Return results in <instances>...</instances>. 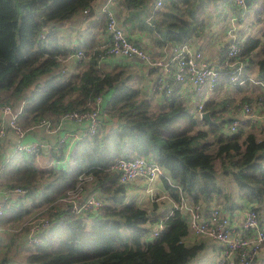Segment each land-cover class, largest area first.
I'll return each mask as SVG.
<instances>
[{
	"label": "trees",
	"instance_id": "16d2710c",
	"mask_svg": "<svg viewBox=\"0 0 264 264\" xmlns=\"http://www.w3.org/2000/svg\"><path fill=\"white\" fill-rule=\"evenodd\" d=\"M94 1L0 0V105L21 104L18 122L24 130L33 131L44 119L59 125L65 114L90 110L97 98L103 99L100 128L76 141L70 162L58 169L39 168L38 155L18 152L3 166L0 189L22 187L28 192L6 211L0 225L27 220L37 207L51 222L50 228L39 235L38 244L29 245L19 233L11 235L22 237L32 246L24 264H188L199 255L204 243L184 242L191 232L185 215L177 209L170 216L161 215L164 229L145 240L155 222L135 197L126 194L129 184L121 183L112 169L119 158L144 157L156 162L171 178L172 185L162 178L170 198L179 202L180 189L187 202L204 213L219 208L216 198L222 195V189L218 171L231 174L239 199L249 202L264 225L260 216L264 213V137L244 131V124L250 120L241 121L235 132L227 129L239 109L252 103L227 93L221 100L215 98L227 84L239 91L248 82L252 67L264 81V37L247 35L234 58L226 56L228 40L221 47L217 77L209 92L212 95L200 102L199 111H209L211 120L218 121L216 125L199 119L200 103L195 113L188 110L178 89L170 95L159 91L166 105L153 111L150 100L141 97L140 89L133 85L134 75L129 74L128 67L111 66L108 44H98L97 36L106 31L105 16L97 28L80 35L74 49L63 44L56 26L80 14L91 16ZM219 1V16L222 10L226 14L223 22L231 14H240L233 0ZM255 1L248 0L247 10ZM155 3L116 0L115 5L119 26L124 33H144L148 46L134 43L148 53L212 38L206 21L210 17L209 0H162L157 8ZM225 27L226 31L228 23ZM78 51L84 58L76 61V71L63 67V60ZM238 66L242 67L239 81L243 84L230 82ZM263 93L256 100H263ZM56 140L54 137L53 143ZM64 150H49L51 160L64 161ZM82 174L90 179L84 188L94 189L102 202L99 210L85 215L58 202L76 186ZM29 198L31 206L25 202ZM0 264L15 263L0 257Z\"/></svg>",
	"mask_w": 264,
	"mask_h": 264
},
{
	"label": "built area",
	"instance_id": "2783aa9c",
	"mask_svg": "<svg viewBox=\"0 0 264 264\" xmlns=\"http://www.w3.org/2000/svg\"><path fill=\"white\" fill-rule=\"evenodd\" d=\"M114 0H106L105 4L99 10L101 16H105L106 33L109 37L107 54L111 57H127L135 58L143 62L146 66L154 69H160V74L153 82L152 89L159 92L165 91L166 95L173 94L177 87H185L197 94V97L208 94L214 87V82L217 77L216 67L206 59L204 52L194 47L188 42L171 47L160 58H154L150 53L140 48L134 41L124 33L119 26L114 13L108 8L109 3ZM248 0H233L234 6L241 9L238 16H230L229 23L225 31V37L228 39L229 47L226 52L228 58H234L239 53L240 41L247 36V33H240L238 25H246V19L249 13L247 10ZM162 0H156L155 8L161 6ZM85 14L88 11H84ZM166 53V54H165ZM78 61L84 58V55L78 51L73 54ZM238 66L234 75L230 78V82L243 84L239 81L241 71ZM171 81V83H169ZM102 98H97L94 105L87 111H74L65 114L59 125L53 124L50 120L44 119L35 129H41L44 137L27 140V133L19 124L18 120L22 112V108H14L12 105H0V115L2 124L0 125V144L5 142L10 133H13L16 138V144L13 150L14 153L23 152L30 155H40L44 151L67 148L69 140L77 141L82 137L93 135L100 128L103 122L102 116ZM201 103L198 105V112L201 110ZM254 109L251 106L243 105L232 123L227 126L231 132H235L239 123L243 120H255ZM201 112L198 113L200 119ZM63 123L72 125L75 130L62 134L60 127ZM56 136L57 140L53 143L49 139ZM69 159H64L66 163ZM3 166H0V184L3 180ZM112 169L117 172L118 179L123 184H130L136 180L143 179L146 181V191L151 192V184L156 179L164 178L169 185H172L170 180L164 175L163 169L154 161L138 157L133 159H117L112 165ZM89 177L82 174L78 177L76 186L69 190L65 196L61 197L58 202L71 205L73 212L76 214L92 213L100 209L102 202L96 191L92 188L85 189L84 185L89 181ZM0 191H3L0 189ZM179 202H173L168 208L165 216H170L173 210L183 212L186 217L189 230L197 237L216 241L222 245V255L212 264H255L256 255L264 246V225L260 224V220L254 208L249 204L243 215V219L239 226L235 225V218L224 213L220 208L212 207L207 213L197 206L188 203L186 198L182 196L180 189ZM27 189L16 187L5 190V193L16 195L21 198L27 194ZM167 195L152 194L150 202L158 204L166 199ZM13 203L8 200H3L0 196V222L3 220L6 211L11 208ZM45 210V209H44ZM39 217L30 216L27 220L21 223H15L11 226L3 227L0 225V233L20 234L23 239L29 244L34 245L39 243V235L41 232L50 228L51 222L46 216ZM32 217V218H31ZM164 229L162 220L157 222L152 231V236H157ZM261 264H264V260Z\"/></svg>",
	"mask_w": 264,
	"mask_h": 264
},
{
	"label": "crops",
	"instance_id": "0c3cea01",
	"mask_svg": "<svg viewBox=\"0 0 264 264\" xmlns=\"http://www.w3.org/2000/svg\"><path fill=\"white\" fill-rule=\"evenodd\" d=\"M106 0H95L92 4V15L89 17H85L84 14H80L72 18L71 20H68L66 22H62L56 26L57 31L60 33L62 42L63 44L71 49L75 48L78 45V40L79 37L82 33H84L87 30H92L98 27L99 20L102 17L101 14L99 13L100 8L102 7L103 4H105ZM116 0L113 1V3H109L107 8L115 14L117 12L116 9ZM256 10H257V6ZM255 10V12H256ZM221 12V8L216 11V13H213L210 15L209 19L213 23L218 22V24L223 23V16L225 17V11L222 10L220 16L219 13ZM218 13V14H217ZM254 14V13H253ZM234 16V14H231L230 16ZM229 16V17H230ZM116 18V17H115ZM252 20H253V15H252ZM116 20H118L116 18ZM215 20V21H214ZM121 20H118V24H120ZM230 20H226L224 23H229ZM212 25V23H209ZM249 24L246 23V25H238V29L240 30L241 33H247V35H250L249 32ZM256 26V25H255ZM208 31L211 33V27H208ZM124 29V28H123ZM208 34L210 37L212 34ZM214 33V32H212ZM127 34L134 42L136 41L139 44L148 46L147 37L146 35L140 31H134V32H126ZM224 39L227 41L228 39L223 35ZM109 37L104 31L103 33H100L97 36V42L100 46H104L108 44ZM220 36L216 39L214 35H212V38L209 39L208 36L207 38L203 39L202 41H199V43L195 42V45L192 44L194 47H198L204 52V55L206 59L210 62V64L215 65L217 67V61L219 59L220 53H221V47L223 45L222 42L219 41ZM198 44V45H197ZM168 51L167 49H162L161 51L158 49H151L149 52L154 58H160L161 56L164 55V52ZM166 54V53H165ZM76 61H78L76 58H74L73 54L69 56V58L66 60H63V67H67L69 70L72 72L76 71L77 69V64ZM109 62H111V66L119 65V68L123 67H128V69H132L135 72V76L137 79L141 81V91L142 93L146 96L147 99L151 100L156 99L157 102L160 104L158 105L161 109L164 108V105H166L165 98L162 94L159 92L155 91L152 89L153 82L155 81L156 77L160 74L161 70L160 69H154L146 66L144 63H142L140 60L135 59V58H127V57H110ZM248 82L239 88V91H237V94L235 91L232 92V94H235L238 99L241 98H247L250 100L252 103V107L254 109V114H255V120L252 122L250 121L249 123L244 124V131H253L258 137H264V97L263 100H256V96L261 93H263L264 90V81L260 80L259 77H257L256 69L255 67H252L249 69L248 72ZM134 83V82H133ZM178 90L176 91L178 95L181 94H188L189 89L185 87H178ZM206 96H210V93L205 94ZM212 95V94H211ZM264 96V93H263ZM248 102V101H246ZM152 104V103H151ZM21 105V104H20ZM20 105L15 106L14 108L19 109ZM2 124V117L0 115V125ZM72 130L76 131V128H73L72 125L63 123V125L60 127V132L62 134L71 132ZM40 137H44L43 131L41 129H35L31 132L27 133V140L31 139H37ZM54 137L56 140V136L50 137V141H54ZM17 138L13 133H10L8 139L5 142H2L0 144V166L4 165L10 157L13 155V150L16 144ZM76 146V142L69 140L67 144V148L64 150L65 154V159H69L68 161H71V156L74 153ZM49 151H44L42 154L38 156V162H40L41 157L45 156L48 161V167H55V168H60L62 165H65L63 161L53 159L51 160L50 154L48 153ZM68 163V162H66ZM167 177V176H166ZM168 178V177H167ZM170 180V179H169ZM171 182V181H170ZM154 185V187H153ZM147 187L146 181L143 179H139L134 181L130 185V194L135 197L137 200V203L139 206L144 207L147 209L148 213H152L150 215V220L153 221L152 223H156V221H159L161 215L165 214L168 210L169 207L172 206L173 202L170 199V194L165 187V183L162 178L156 179L155 181L152 182L150 188L151 192L146 191L145 188ZM160 194V195H167L166 199L161 201L160 203L156 204L154 206L151 202L150 199L152 194ZM0 196L2 197L3 200H10L12 203H18L19 198H17L16 195H10L5 193V190L0 191ZM239 199V197H238ZM212 205H216L215 203H212ZM217 205L219 208L226 214L231 215L232 217L235 218V225L239 226L240 222L243 219L244 211L246 207L249 205V202L246 201H241L239 199L238 204H232L231 208L229 209L224 205L223 203L217 202ZM42 211V210H41ZM261 221L264 222V213L261 215ZM151 223V224H152ZM154 225V227L156 226ZM5 227V226H3ZM9 234V235H7ZM0 233V253L5 248L6 246L10 245V242H15L17 241L16 245L20 244L23 240L22 237H19L17 240L15 239L16 237H11V233ZM184 242L187 245H193L195 243L199 244L200 242L204 243V247L202 251L199 253L197 256V260L199 262H202L203 264H212L215 260L219 259L222 255V245L217 243L216 241L209 240V239H202L200 237L195 236L194 234L190 233L188 237L184 239ZM21 245H19L20 247ZM23 246V245H22ZM18 246L16 248L19 249ZM264 260V246L260 249L259 253L256 255L255 258V264H261L262 261Z\"/></svg>",
	"mask_w": 264,
	"mask_h": 264
},
{
	"label": "rangeland",
	"instance_id": "374dc122",
	"mask_svg": "<svg viewBox=\"0 0 264 264\" xmlns=\"http://www.w3.org/2000/svg\"><path fill=\"white\" fill-rule=\"evenodd\" d=\"M215 1V2H214ZM220 1L219 0H209V4L207 5V7H209V12H210V15L213 13H216V9L218 10L221 6V4L219 3ZM257 6V10H256V7ZM216 7V8H215ZM255 10H256V13H255ZM263 11H264V0H256L253 4V7L251 9H249V13H248V16H247V19H246V23H250L249 24V34L252 35V36H256V37H264V14H263ZM255 13V16H256V19L255 20H252V15H253V18H254V14ZM208 15V14H206ZM207 21V27H211V30L212 32L214 33H209L214 35L215 38L217 39L218 36H220V42H222L223 44L227 43V41L224 39L223 35H224V31H225V26H226V23H222V24H218V22H216L215 20V23H213V21L211 22L210 19L206 20ZM209 23H212L209 24ZM256 25V26H255ZM259 67V66H258ZM58 68H54L53 71H57ZM127 71L129 72V74H133V85L140 89V96L141 97H145L146 96L142 93L141 91V81L139 79L136 78L135 76V72L132 70V69H127ZM132 82V81H131ZM234 87L233 86H230V85H225V87L218 92L217 94V97H215L217 100H221L224 98V96L227 94H230L232 95V92L234 91ZM236 94H237V91H236ZM211 95V94H210ZM235 94H233L234 96ZM236 96V95H235ZM210 96H206V95H202L201 97H197V94H195L193 91L189 90L188 94H181L180 98L181 100L184 102V104L188 107V110L190 111H193L195 113V109H196V105L200 102H203L205 101L206 99H208ZM151 103H152V110L155 111V110H158L160 109V107L158 105H160L157 100L154 98L151 100ZM165 107V105H164ZM38 167L39 168H47L48 167V161H47V158L45 156H42L41 157V160L40 162H38ZM163 172H164V175L168 177V179L171 180L170 176H169V173L163 169ZM217 179H218V183L222 189V195H219L216 199L218 202L220 203H223L224 205H226V207H230L232 204H238L239 202V199H238V189H237V185L234 183L233 179H232V176L231 174H226V173H223L222 171L219 172L218 171V174H217ZM132 184V183H131ZM127 185V190H126V194H128V196H131L130 194V185ZM154 187V185H153ZM41 189L42 187L39 188L38 190V194L41 193ZM25 200V199H24ZM35 200H38V198H36ZM29 202H27V200L25 201L26 202V205H29L31 206V203L33 204V201H32V198H29L28 200ZM41 207L40 208H36L32 214L30 216H36L39 217V213L41 212ZM30 216H28L27 218H29ZM32 218V217H31ZM23 221V220H22ZM21 221V222H22ZM19 222V223H21ZM156 222H159V221H156ZM155 224V223H154ZM150 227L153 229L154 228V225H150ZM201 238V237H200ZM16 240L18 239L15 238ZM153 239V236L150 234H148L146 237H145V240H151ZM204 240V238H202ZM17 243V241H16ZM15 242H10V245L9 246H6L5 248H3V250L1 251V255L0 257H2V259H7V260H11L12 263H15V264H24L26 262V259H27V256L28 254L31 252L30 248L32 246H28L26 243H24L23 241L16 245ZM19 245H21L19 247ZM23 245V246H22ZM16 246L19 247L16 248ZM188 264H203L202 262H199V260H197V257L194 258L191 262H189Z\"/></svg>",
	"mask_w": 264,
	"mask_h": 264
},
{
	"label": "water",
	"instance_id": "95a60500",
	"mask_svg": "<svg viewBox=\"0 0 264 264\" xmlns=\"http://www.w3.org/2000/svg\"><path fill=\"white\" fill-rule=\"evenodd\" d=\"M200 119H201V120H205V121H207V122H209V123L216 124V125L218 124V121H212V120H211L210 112H209V111L202 112V113L200 114ZM151 214H152V213H148V214H147V217H149Z\"/></svg>",
	"mask_w": 264,
	"mask_h": 264
}]
</instances>
